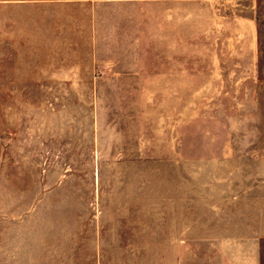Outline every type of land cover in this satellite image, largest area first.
I'll return each instance as SVG.
<instances>
[{
  "label": "rangeland",
  "instance_id": "374dc122",
  "mask_svg": "<svg viewBox=\"0 0 264 264\" xmlns=\"http://www.w3.org/2000/svg\"><path fill=\"white\" fill-rule=\"evenodd\" d=\"M59 10L0 41V264H226L264 228V0Z\"/></svg>",
  "mask_w": 264,
  "mask_h": 264
},
{
  "label": "crops",
  "instance_id": "0c3cea01",
  "mask_svg": "<svg viewBox=\"0 0 264 264\" xmlns=\"http://www.w3.org/2000/svg\"><path fill=\"white\" fill-rule=\"evenodd\" d=\"M74 2L76 0H0V25L6 28L4 35H0V41H11L7 28L12 26L15 20V23L20 26L21 42H26L30 20L29 10L32 9L36 11V14H31V16H36L37 27L43 25L52 27V31L46 34L48 36L46 41L57 43L56 28L61 26L60 6L62 4L70 6V3ZM263 248L264 228H259L254 229L245 238L231 237L223 240L220 246V256L221 259L226 260V264H264Z\"/></svg>",
  "mask_w": 264,
  "mask_h": 264
}]
</instances>
